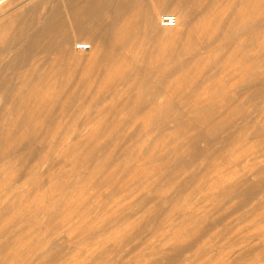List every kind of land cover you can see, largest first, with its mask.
I'll use <instances>...</instances> for the list:
<instances>
[{
  "label": "rangeland",
  "instance_id": "rangeland-1",
  "mask_svg": "<svg viewBox=\"0 0 264 264\" xmlns=\"http://www.w3.org/2000/svg\"><path fill=\"white\" fill-rule=\"evenodd\" d=\"M13 1L0 7L1 76L27 71L59 99L51 116L26 114L38 129L8 135L12 148L0 139V264H264V49L259 95L226 100L245 90L223 74L238 60L203 53L177 68L159 55L179 34L159 20L177 10L158 7L155 29L134 37L132 68L107 76L88 35L39 34L63 0Z\"/></svg>",
  "mask_w": 264,
  "mask_h": 264
},
{
  "label": "bare ground",
  "instance_id": "bare-ground-1",
  "mask_svg": "<svg viewBox=\"0 0 264 264\" xmlns=\"http://www.w3.org/2000/svg\"><path fill=\"white\" fill-rule=\"evenodd\" d=\"M30 1L33 2V0ZM44 1L45 0H43V2ZM142 1L144 0H63L62 1L64 8L63 12H61V7L59 6L51 10L49 15L47 16V22L46 24L44 23L45 25H43L44 27L42 28L39 34L41 36H45L51 33L57 27H61V26L66 27L68 25V27L74 28L81 35H88L90 40L95 41V45H94L95 50L93 51H97L99 49V51H97V54L98 52L100 53L98 55L96 54V57L90 61L94 62L97 65V68L99 69L100 72L102 71L100 73L101 75L102 73L105 72L104 75L106 74L108 76L109 74H111V72H113L112 70H114L120 63H122L123 66L127 68L129 66H131L132 68V65H134L133 62L134 57H131L132 61H130L128 59L129 58L128 56L130 55L132 56V54L130 53L133 50H135L136 46H138L137 43L133 42L134 37L136 38L138 35L141 34L148 35L149 32H147L146 29L150 28L149 30H151L154 28V26L156 25V20H157L156 18H158V14H159L158 7L165 9L171 8L173 10H177V12L179 13L178 14L179 17H177V22L176 24H174L176 26L171 25L174 26L175 28H167V29L170 31H173V29L174 31L179 30V34L177 33L178 34V36H176L177 39L171 45V47L168 46V48L165 47L162 48V50H159L160 51L159 55H162L169 59L171 58L170 60H174L173 61L174 67L177 68L195 67V66L197 67L196 62L198 60L192 61V59H194V57L198 58L200 55H203V53L205 54L217 53L222 60L227 59V61L221 63V65L224 66L228 63V61H234L236 59L238 60V64L240 63L241 65L239 64L235 68L232 67V69H230V67L224 68L225 70L224 69L223 70L225 71L226 75L223 71L222 72L224 76L229 75V77L231 76V79L233 80L236 77H240L239 81L235 83L236 87L245 90H243V92H241L240 94H233V93L229 94L230 92H228L227 94H224L225 96H223V98L226 100H233V101L242 100L243 98L247 100L248 99L252 100L256 98L257 94L259 95L258 92L260 91H258L259 89L258 85L260 84L259 82L261 79L256 69V59L261 53L262 49H264V40L263 39L260 40L259 39L260 35L258 34L260 33L259 32L260 28L262 29V25L264 24V18L262 17L263 19L261 18L262 20H259L258 13L260 11L264 12V0H149L147 7H145L144 9L141 8ZM10 2L13 3L14 1L9 0L8 3ZM27 2L28 0H20L18 2V5L24 6L26 5L25 3ZM43 2L39 1L40 4L41 3L43 4ZM255 2L256 3L261 2V5L254 4ZM37 4L38 3H35V7L37 6ZM135 15H139L138 16L139 19L137 18L136 22L134 23V21L131 20L132 17L134 18ZM166 15H171V14H166ZM162 19L159 21H162ZM183 25H184V29L182 28ZM166 27H170V26H166ZM20 32L21 33L18 34L19 36L22 35V29ZM63 35L65 42L71 39V36H69L68 34L63 33ZM75 44L82 45L87 43L80 42ZM34 47L35 46L29 45L25 48L23 56L26 57H24V60H26V58H28V56L33 52ZM90 47H92V45H90ZM169 47L171 48V50ZM100 48H102L101 52H100ZM161 58L162 57H160V59ZM74 59L76 60V58ZM87 65L89 66V63ZM115 65L117 66L115 67ZM246 65L247 67H245ZM113 67L115 68L113 69ZM120 68L122 69V67ZM124 70L125 69L123 68V71ZM26 72L20 70L11 72L10 74L5 72L2 74V76L0 73L1 76L0 92L4 96V98L7 97L6 98L7 101H5L6 104L2 108H0V111H2L1 113H2L3 121L5 122L7 121V126L6 123L3 124V121H1L2 122L1 125L3 127L2 126L0 127V139L1 141L5 142L6 145L9 144L10 147H11L10 144L11 142L9 140L10 137L8 135L13 133L16 134V132L19 133L18 131L21 132L23 129H28L27 126L33 129L35 128L34 129L35 131L38 129V128L36 129V127H32L31 123L28 122V119L30 118L28 115L32 113L36 115L39 114L40 116L43 114L50 115L49 112L54 111V110L51 111V108L55 102L54 99L56 98H57L56 100L59 99L58 95L54 93L53 95L49 91L51 88L45 89L44 87L45 85H43V83L41 84L38 83V81L36 80L37 77H32V74ZM231 79H228L229 82L228 80H224V82L222 80L220 87H222L223 89L229 86L233 87L234 84L231 83L233 81ZM35 81H37L38 84H35L36 83ZM39 85L40 87H38ZM47 86L48 85H46V87ZM26 87H31V89L28 90ZM0 99L2 100L3 98ZM74 99L75 98H73V100ZM75 102L76 99L73 103L71 102V104L73 105L75 104ZM0 105H2L1 102ZM13 111L14 113H16V115L17 113L18 114L22 113V116L23 114L24 115L28 114V115L23 117L21 116L22 119L20 115H17V117H20V119L15 118L16 115L12 113ZM47 112L49 114H47ZM9 114L14 115L13 118H11ZM7 115L10 116V118L7 117L8 119H6L5 116ZM36 115H30V116H32L33 118L34 116L36 117ZM17 121H19V123H17ZM4 134H6L7 136H4ZM18 139L19 138H17V140ZM19 145L20 144H18V146ZM5 146L3 145V147ZM6 148L8 149L9 147H5V149ZM11 148H9L8 150H10ZM5 149H3L4 150L3 152H8V150Z\"/></svg>",
  "mask_w": 264,
  "mask_h": 264
},
{
  "label": "built area",
  "instance_id": "built-area-1",
  "mask_svg": "<svg viewBox=\"0 0 264 264\" xmlns=\"http://www.w3.org/2000/svg\"><path fill=\"white\" fill-rule=\"evenodd\" d=\"M8 2H9V0H0V7L4 6ZM162 22H163L164 26H171V25L176 24L177 17L175 15H166L163 17ZM78 48L81 50H87L88 48H90V45L82 44V45H79ZM0 101H1V99H0Z\"/></svg>",
  "mask_w": 264,
  "mask_h": 264
}]
</instances>
